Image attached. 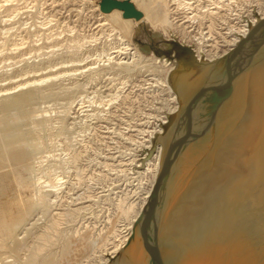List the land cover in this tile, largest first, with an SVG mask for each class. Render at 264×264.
I'll list each match as a JSON object with an SVG mask.
<instances>
[{
  "label": "rangeland",
  "instance_id": "obj_1",
  "mask_svg": "<svg viewBox=\"0 0 264 264\" xmlns=\"http://www.w3.org/2000/svg\"><path fill=\"white\" fill-rule=\"evenodd\" d=\"M84 1L0 0V89L16 86L22 82L37 81L41 84L38 88L47 93V98L42 101L23 105L11 112L5 111V114L4 111H0V126L4 125L5 119L7 117L9 119L10 116L18 118V121L29 122L33 113L49 120L47 130L41 133L42 147H34L37 157H43L44 171L35 172L36 174L25 172L27 174L24 175V179L28 180L24 181L34 183L35 180L41 179L37 181L38 185L43 187V191L50 193L48 207L37 211L36 216L34 215L37 220L35 227L28 234L14 239L9 250L0 249V264H29V257L34 254V248L45 245L41 240L43 234L55 235L50 245H47L50 247L45 248L43 256L55 252L54 254L61 258L58 264H67L71 257H65L64 261H62L63 257H59L66 250L67 234L69 236L76 230L85 233L88 230L91 234L97 235L106 225L109 216L117 217L118 203L123 198L134 201L140 192L137 191L138 188L147 185L145 183L147 176L150 175L149 168L159 147L152 148L155 136L151 135V131L152 128L160 129L162 125L160 123L158 126L159 124L156 123V115L159 118V115L163 117L168 114V112L164 114L163 111L167 96L166 93L156 91L150 93L151 90L148 88L156 80V77L150 74L135 75L129 84L123 85V75H110L101 71L106 55L115 52L113 48L118 43V35H130L132 47L141 56L149 59L155 54L147 48L139 47L134 38L141 23L153 36L166 40L176 39L196 51L194 40L180 37L182 34L179 32L169 35V32L162 28L150 26L144 12L138 9V2L134 4L133 0H130L143 14L140 21L125 20L123 13L119 11L103 13L100 8L101 0ZM147 1L151 6L156 3L154 0ZM181 2L185 6L186 3L191 4L192 10L188 11V6L186 9L180 6V9L175 3L170 2L173 14L176 15L172 18V22L175 21L176 25L185 27L192 35H200V30H203V34H210L206 40H213V43L220 39L219 36L224 32L226 38L238 35L233 32L228 33L227 19L230 17L233 26H251L252 18L259 20L257 17L261 18L264 13V0H181ZM216 9L219 10L216 12ZM208 10L210 13L214 11L213 13L219 16V18L215 17L218 30L214 33V37L208 30V24L198 26L192 24L189 19L199 11L202 13ZM113 25H118L120 31H113ZM160 66L167 70L163 65ZM263 66L262 74L257 71L258 74L256 73L252 78V104L245 118L247 123L237 128L239 135L232 142L226 143L231 145L229 147L225 145L223 157L217 156L220 150L218 144L214 147L207 157L212 159L210 161L213 162L212 170L209 173L205 172L207 162H203L192 176L189 186L167 213L160 235L163 261L166 264H211L212 261L215 262V257L226 261V264H238L240 261H244V264H264V221L262 220L264 210L258 209V205L262 206L264 202V178H262L264 154L258 156V180L252 184L239 182L240 184L234 185L229 190V194L227 193L226 199H230V203L225 208V216L221 217L213 227L208 228L202 239H195L196 233L194 234L193 230L199 220L197 218L202 214L203 207L200 206L204 205L205 198L219 187H223L222 183L225 184L241 175L239 169L247 165L252 150L264 136V85L260 81L264 72ZM76 70L85 74L71 76L70 74ZM94 72L100 74L97 80H91L90 76ZM156 76L162 75L160 73ZM77 84L84 86L76 92ZM163 89L165 88L162 87L160 91ZM112 98H114L112 103L105 106L104 101ZM93 99L95 104L92 102ZM71 101L74 103L64 118L63 115L66 114L64 107ZM24 106L27 107L23 108ZM231 107L232 105H227L223 117L232 111ZM235 109L237 111L239 108ZM254 110L256 115L252 116ZM258 116L261 117L259 124H257ZM230 117L232 116L227 115L223 119L221 117L224 123L220 124V129L226 126ZM232 128L233 126L228 128L227 132ZM24 139L20 138L24 144L35 146L34 142H37L39 137L32 135ZM239 159L245 161L240 162ZM123 172L131 174L128 176ZM57 177L62 179L59 183L60 190L53 193V190L46 185L51 182L55 184ZM237 180L241 181V179ZM257 210V219L252 220L251 217ZM116 220L118 225L123 224L120 217ZM61 234L66 235L64 237L67 238ZM177 245L180 247L175 250L174 247ZM96 251L83 259L80 264H95L101 250L97 253ZM77 254L79 253L74 251L72 257ZM34 255L35 259L38 254ZM36 259L32 264H41L43 261L42 256L38 261Z\"/></svg>",
  "mask_w": 264,
  "mask_h": 264
},
{
  "label": "bare ground",
  "instance_id": "obj_2",
  "mask_svg": "<svg viewBox=\"0 0 264 264\" xmlns=\"http://www.w3.org/2000/svg\"><path fill=\"white\" fill-rule=\"evenodd\" d=\"M154 1L156 3H155V5L152 4V6H151V3L148 4L147 0H133V3L134 4L137 2L139 3L138 9L142 10L144 12V16L146 17V19H148L150 26H152L153 28H160V29L162 28V29H164V31L169 32V35H170V33L172 35L173 34L175 35V34H177L176 32H179V34H182V36H180V37L184 36L190 40H194L195 41L194 44L196 46L195 53L197 55V58L201 59L202 57H204L205 59H207L211 63L208 67L209 69L207 68L208 69L207 71H210V69L213 67L214 62H216L217 60L222 59L223 57L228 55L237 46V44L239 42H241V40L243 38H246L248 36V34L250 32V25L249 26H247V25L246 26H243V25L242 26H240V25L239 26H236V25L233 26L234 23L233 24L230 23V22H232L231 17H230V19H227V21H229L228 27H227L228 33L233 32L234 34L237 33L238 35L237 36L231 35L230 37L226 38L227 35L224 34L225 30H223L224 33H222V35L219 36L220 39L216 40V42L214 41V43H213V40H206V37H209L208 35H210V34H208V35L205 33L203 34V32H202L203 30H200V35H192L189 32V30H187L185 27H181V26L176 25L174 23L175 21L172 22V18H175L176 15L173 14L172 7H170V5H169L170 2H172L173 4L175 3L176 6H178L179 8L181 6V8H183V9H186V7L188 6L187 7L188 11L192 10L191 4L186 3V6H185V4L183 2H181V0H154ZM84 2H87V1L85 0ZM218 3L221 4L220 2H218ZM219 4H217V5H219ZM220 6H223V5H220ZM169 8H171V9L169 10ZM219 8L221 10V7H219ZM217 10H219V9H216V12H217ZM114 11H118V10H114ZM200 11L198 14L195 13L196 14L195 16L192 15V18L189 17V19H191L190 21H192L191 23L192 24L193 23L198 24V26H205L206 24H208L209 25L208 30L212 33V35H213L212 37H214V33H217V30H218V26L216 27L217 23H216V18H215V17L219 18L218 14L213 13L214 11L210 13L209 10H208V12L206 11V12H202V13H200ZM119 12H121V11H119ZM108 14H110V13H108ZM260 19H264V13H262V17ZM125 20H130V19H125ZM134 21H137V20H134ZM223 21L227 23L226 20H223ZM223 21H220V22L222 23ZM258 21H259L258 19L252 18V25L251 26H255L258 23ZM141 25H143V24L141 23ZM120 29L121 28L118 25H113V31L118 32V31H120ZM200 29H201V27H200ZM214 31H216V32H214ZM118 34L119 33H117V35ZM118 37H117L118 43H116L115 44L116 46H114V48H113L115 50V52H113V53L110 52V54L106 55V58H105L106 61L104 62L101 71H103V73H110V75L111 74L112 75H118V76L123 75V85H126L127 83L129 84L130 80L134 79L135 75L141 76V74L142 75L150 74V76L156 77V80L155 81L153 80L154 82L152 84L149 83L150 86L148 89L151 90L150 93L151 92L153 93L155 91L157 93H160V92L166 93L167 100H166L165 104L163 105L164 106L163 111L165 112L164 114H166L168 112L169 115L166 114L163 117H160V115H159V118H157L158 116L156 115V123L159 124L158 126H160V123L162 125L160 126V129H159V127L152 128L153 130L151 131V135L156 136L157 134H162V132H163L162 126L167 125L169 123L167 115L168 116L173 115L172 120H173V118L174 119L177 118L183 112L187 103L190 101L193 89L190 88V86H188L186 84V82H183L182 84L180 83V84L176 85L175 87L172 86L169 79L171 76V72L175 66L174 63H170L169 60H167L165 58H159L157 56H153V58H150V59L145 58V57L141 56L140 53L132 47V45L130 43V41H131L130 35L129 36L118 35ZM219 40H221L220 41L221 44L218 43ZM209 41H211V42H209ZM79 46H81V45H79ZM160 65H163L167 70H164V68H162V66H160ZM91 70L93 71L95 69H91ZM91 70H89V71H91ZM160 73L162 75L161 77L156 76L157 74H160ZM83 74H85V73L79 72V70H76L73 74H70V75L71 76H78V75L82 76ZM263 74H264V72H263ZM99 75L100 74L98 72H96V73L94 72V74L92 76H90L92 78L91 80H97ZM29 83L30 82H22L21 84L16 85V86L1 88L0 89V111H2V112L4 111V114H5V111L11 112L12 110H16L23 105H31V104H34L36 102L42 101V100L47 98V93L44 90H41L38 88L41 85L40 82L35 81V82L30 83V84ZM247 83H248L247 75L242 76L240 78V80L237 81L236 87H235V95H236L237 100L241 99V97H243V95L246 93L247 88H248ZM83 86L84 85H82V84H77L75 91L76 92L79 91L80 89L83 88ZM162 87H164L165 89H163V91H160V89H162ZM145 92H146V90H145ZM146 93H149V91L147 90ZM118 97H119V95H118ZM146 97H148V96H146ZM156 97H158V96H156ZM117 98L115 100H117ZM113 99L114 98H112L111 100H108V101H104L105 106H109L112 103ZM127 99H129V98H127ZM92 102L95 104L94 99L92 100ZM73 103L74 102L71 101V102L67 103L66 106L64 107V112L66 113L65 115H63L64 118L68 115L69 110H70L71 106L73 105ZM26 107L27 106H24L23 108H26ZM238 110L239 109H237V111ZM157 111H158V109H157ZM255 113H256V111L254 110L252 112V116H255L256 115ZM7 116H5V118ZM260 116H258L257 124H259V120L261 118ZM1 117H3V116H1ZM7 118L5 119L6 122L3 123L4 125L0 126V249L3 251L9 250L10 244H12V241H14V239H16L18 236H23V235L28 234L31 231V229H33L35 227L36 222H37V220L34 217L35 213L39 210L46 209L49 205V198H50V193L43 191V187H41L37 183V181H39L41 179L36 178L37 180H35L34 183H32V182L26 183L24 181V180H26V179H24V175L27 174L28 172L32 174V173L40 172L41 170H43V161H42L43 157H37L38 154H35L36 149L34 150V147H42V143H41V137H42L41 135L42 134L41 133H43L47 130V124L49 123V120L46 118L37 116V115H35V113H33V116L29 122H26V121L22 122V120L18 121V118L14 117V116L13 117L10 116L9 119H7ZM217 118H218V120L220 119L219 116ZM231 118H232V120L229 123L228 128L233 126L232 124L234 121V117L232 116V117H230V119ZM2 120H1V122H2ZM220 120L221 121H218L219 125L224 123V122H222V119H220ZM131 123H133V122H131ZM257 124H256V127H257ZM226 125H227V123H226ZM157 132H159V133H157ZM19 134H22V135H19ZM32 135H36L37 137H39L38 141L34 142L35 146L29 145V144L28 145L24 144L23 143L24 141L20 140L21 137L25 138L24 140H26L27 138H29ZM256 139H258V138L256 137ZM149 142H151V141H149ZM255 142H256V140H255ZM138 143L140 144V142H138ZM140 145H143V144H140ZM144 145H146V144H144ZM164 154H165L164 146L161 144V145H159V147L157 149V153L155 155L153 163L150 165V168H149L150 169V173H149L150 175L147 176V183H145L147 185L146 186L143 185L144 187L138 188L137 191H140V192L138 193V195L136 194L137 198L134 199V201H129V199L127 200V199L123 198V200H121L118 203L119 204L118 205L119 213L117 214V217H120L121 223H123L122 225L117 224L118 223V221L116 220L117 217L109 216L106 225L103 227V229L97 235L91 234V232L88 230L85 233H81L80 230H76L75 233H72L69 236L67 234L68 238L64 237L66 235L61 234V235H63L64 238H67L66 239L67 240L66 250H64L62 252L63 254H60L61 256H59V257H63L62 261L65 260L64 259L65 257H67V258L71 257V259L68 260L67 264H80L83 259L85 260L90 255H93V253L96 250H98V251L101 250V251H99L100 256L98 255L96 258L97 260H95L94 257H96V253L98 251H96L95 255L93 256L94 260L96 261L95 264H109L111 262V259L116 258V256L120 252H122V250L131 241L133 232L136 229L135 226H136L137 222L139 221V218L143 214V211L145 210V208H146V206H147V204H148V202L152 196V192H153L155 183H156L157 178L159 176V173L161 171L162 159H163ZM224 154H225V152H224ZM262 154H264V153H262ZM191 160H193V159H191ZM25 172H27V173H25ZM123 173H125V175H128V174H126V172H123ZM186 174L187 173L183 172L178 178H175L172 180L173 184H172V186H170L168 194H167V195H169L168 205L170 207L171 206L173 207V205L175 204V202H177V200L181 196V194L189 186V180H190L191 176L190 175L187 176ZM143 176H146V175L143 174ZM185 176H187V177H185ZM218 176H219V174H218ZM58 179L59 178L57 177L55 184L53 182H51V183H47V185H46V187L51 188L53 190L52 191L53 193L55 191L57 192L58 190H60L59 189L60 188L59 183H60V180H62V179H59V180ZM29 181H31V180H29ZM13 183H15V185H13ZM222 185H224V184L222 183ZM61 186H63V185H61ZM219 186H221V185L219 184ZM125 196H123V197H125ZM127 201H129V202H127ZM256 205H258V204H255V206ZM255 206H253V208ZM50 229H52V228H50ZM85 229H87V228H85ZM56 233L59 234L57 231H56ZM54 236H49L48 234H43L41 236V240L45 243V245L35 247L33 250L34 254H36V255L38 254L36 256L37 259L35 258L36 261H38L40 256L43 257V261L41 260L42 261L41 264H58L61 260V258L59 259L57 257V254H54L55 252L54 253L49 252V254L43 256L45 254V251H44V250H46L45 248L47 247L48 244L50 245L51 241L54 239ZM248 243H249V241H248ZM23 245H24V243H23ZM24 247H25V245H24ZM49 247L50 246H48L47 248H49ZM179 247L180 246L177 245L174 248H175V250H178ZM132 248H133V250L131 253V255H132V262L131 263L132 264H144L145 258L143 256L144 254H143L142 246H140V244L136 241L135 244L133 243ZM47 251H46V253H47ZM74 251L78 252L79 254H77L76 256L74 255V258H73L72 255H73ZM8 252H11V251H8ZM39 253H41L40 256H39ZM34 254H32L31 256L29 255L30 257L28 256L29 262L31 264L33 263V261H35V259H34L35 255ZM38 256H39V258H38ZM90 260H92V259H90ZM214 260H215V262L213 263V261H212L211 264H226V261H224L222 259H218L217 257H215ZM95 261H93V262H95ZM90 263H92V262H90ZM238 264H244V261H240V262H238Z\"/></svg>",
  "mask_w": 264,
  "mask_h": 264
},
{
  "label": "water",
  "instance_id": "obj_3",
  "mask_svg": "<svg viewBox=\"0 0 264 264\" xmlns=\"http://www.w3.org/2000/svg\"><path fill=\"white\" fill-rule=\"evenodd\" d=\"M100 8L105 14L114 10L121 11L124 19L139 21L143 17V14L130 0H101ZM257 18L259 21L255 26H250L248 36L243 38L228 55L217 60L214 64L212 63L213 67L210 71L207 70L211 63L204 57L198 59L192 47L180 43L176 39L166 40L155 37L144 25H141L137 30L134 38L139 47L147 48L155 56L165 58L175 64L169 79L172 86L175 87L186 82L193 92L183 112L173 120V115H170L169 123L162 126V134H157L153 138L152 148L156 149L161 144L164 146L165 154L161 171L152 196L135 226L131 241L116 258L111 259L110 264H130L132 262V245L136 241L142 246L144 264H166L163 261L160 235L167 213L172 207L168 205L169 195H167L173 184L172 180L178 178L183 172L187 173V176L190 175L191 180L203 162H207L205 172L209 173L212 170L213 162H210L212 159H207V157L214 147L218 144L220 150L217 156L222 155L223 157L222 153L229 144L228 142H232L239 135L236 131L237 128L247 123L245 118L248 116L250 112L248 108L252 104V78L256 73L258 74L257 71L262 74L264 65V19ZM245 75L248 80L247 91L241 99L234 100L236 83ZM260 81L264 85V74ZM228 104L232 105V109H230L232 111H229L225 116H233V124L236 123L232 124L233 128L229 132L227 129L232 118L227 120V125L221 129L218 122L221 121V117L222 119L225 117L222 114ZM235 104L239 108L238 111L235 109L237 108ZM217 115L220 117L219 120ZM263 148L264 136L252 150L247 165L238 168L241 175L236 179L229 180L223 187L218 188L205 198L204 205L200 206L203 207L202 214L197 218L199 220L196 222V228H193L194 234L196 233L195 239H202L205 231L225 216V208L230 203V199H226V195L234 185L239 182L252 184L258 180L257 161L258 156L263 155L261 154ZM242 161L245 160L242 159ZM262 178L264 177L262 176ZM237 179H241V181ZM258 207L259 210H264V202L262 206L258 205ZM257 213L258 210L251 217L252 220L257 219ZM262 220L264 221V217Z\"/></svg>",
  "mask_w": 264,
  "mask_h": 264
}]
</instances>
